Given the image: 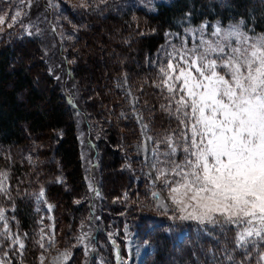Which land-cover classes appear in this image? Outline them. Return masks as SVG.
Masks as SVG:
<instances>
[{
  "label": "trees",
  "instance_id": "obj_1",
  "mask_svg": "<svg viewBox=\"0 0 264 264\" xmlns=\"http://www.w3.org/2000/svg\"><path fill=\"white\" fill-rule=\"evenodd\" d=\"M35 8L44 16L42 32L18 24L0 30V170L8 180L0 209L24 239L16 250L1 235L0 264H36L39 188L53 205L54 235L70 250L66 264H122L118 237L136 222L154 249L141 264H227L237 253L231 226L205 234L186 223L177 240V227L153 216L131 151L138 127L113 80L126 75L148 132L159 140L177 127L161 108L167 93L155 86L159 75L149 64L164 33L240 19L247 33L264 34V0H169L151 12L116 0H36L25 23ZM99 53L106 64L84 76V63ZM38 81L49 90L46 99L33 87ZM75 234L83 246L70 239Z\"/></svg>",
  "mask_w": 264,
  "mask_h": 264
},
{
  "label": "snow or ice",
  "instance_id": "obj_2",
  "mask_svg": "<svg viewBox=\"0 0 264 264\" xmlns=\"http://www.w3.org/2000/svg\"><path fill=\"white\" fill-rule=\"evenodd\" d=\"M212 35L219 38L174 47L159 68L155 86L169 101L161 108L177 127L154 141L153 187L160 182L180 220L235 227L240 247L253 236L264 240V36L252 39L238 29L221 35L219 27ZM151 195L160 200L159 191ZM70 255L61 253L53 264H66Z\"/></svg>",
  "mask_w": 264,
  "mask_h": 264
},
{
  "label": "rangeland",
  "instance_id": "obj_3",
  "mask_svg": "<svg viewBox=\"0 0 264 264\" xmlns=\"http://www.w3.org/2000/svg\"><path fill=\"white\" fill-rule=\"evenodd\" d=\"M67 1L69 2L70 0ZM168 1L169 0H116V2L122 8H128V7L141 8L148 12L154 11L158 3L168 2ZM23 4L25 5L24 8L22 6ZM31 4L36 6V0H0V15H4L6 18V23L3 26H0V30H2L4 26H8V24L11 23L12 25L18 24L19 28L21 29L26 28L27 31H31L33 29L37 33L42 32V24L44 23L43 21L44 16H42L39 9L35 8L34 10L37 15H35L31 19L25 20L26 23L24 22V19L29 18L30 15L32 14L31 11L27 9ZM248 4L251 7L254 6L253 1H248ZM78 5L81 6L80 4ZM17 11L20 12L19 17L15 16ZM13 17H15L14 23L12 22ZM217 27L221 29V35L224 32L231 31L233 29H238L241 33L247 35L249 38L252 39H255L256 37L264 36L263 33H255V34L247 33L243 28V21L240 19L228 21L225 23H221L219 21L203 22L197 26L184 28L179 33L165 32L163 35L162 43L159 44L155 48L154 52L151 54L149 64H151L155 72L158 75H160L159 68L160 66L164 65L166 61L169 59L168 54L174 52V47L176 49H179L183 44H186L188 48H191L193 44H199L201 38L205 40L215 41L219 37L213 36L212 34L215 32ZM90 35L93 37V39L98 37L97 34L95 33H92ZM233 43H235V40H233ZM50 56L48 57V59H50ZM102 56L103 54L99 53L97 56L94 55L89 60H87L86 63H84L85 66L84 76L86 77L92 76L94 72L103 68V66L106 64V61L104 58L103 62H101L100 58ZM53 66L56 65L54 64ZM23 72L26 73L27 71L24 70ZM34 83L35 84L33 87L36 90V93L39 96H41V98L46 99L49 92L48 88H46V86H44V84H42L39 81L37 83L36 82ZM113 85L124 95V99L126 100L129 114L138 127L139 140L131 144V151L135 159L137 160L138 165L136 171L140 177L146 179V183L148 185L147 187L149 191L148 196L152 198L151 203L148 207L151 208L152 211H154L153 216L156 219L162 218L166 220L171 227L174 226L177 227L175 230H173V232L175 234L176 239L181 240L183 237L186 236L187 233L185 224L197 223V222L191 220H180L179 211L175 208V206L171 204L170 200L167 197V193L162 190V186L160 182H157L155 187H153V179L156 175V172L153 170L151 166L153 160L155 159V157L151 155V152L154 147V141H157V139L153 137L154 138L153 141L147 140V137L151 135L150 132H148V127L147 129L143 127L144 125H146V123L143 121V119L139 114V111L137 110V100L136 97L132 94L126 75H122L119 78H114ZM42 108H46L48 109V111H50L49 106L45 107V103L44 105H42ZM163 136H160L159 138L162 139ZM145 146L147 147L148 151H145ZM164 147H165L164 145H161V149H163ZM27 158L29 157H26V159ZM35 178H37V176ZM0 181L3 182L6 191L8 187V180H7V172L4 170H0ZM153 190L160 192L159 201L152 197L151 193ZM41 191H43V188H39L38 190H36L33 196L35 210L39 212L38 221H37L38 224L37 233L39 235L38 237L39 254L37 257L36 264H41V257H43V264H53L54 260L60 257L61 253L66 251L70 252V250L69 248L63 247L62 240L57 236V234L54 235L55 233L54 218L52 214L53 205L45 199L44 195L43 196L40 195ZM3 193H0V196ZM160 202H163V204L167 205V210L159 206ZM49 205H51V208H49ZM0 211H2V209H0ZM3 215H4V219L0 220V237L2 234H5V237L15 247V249L21 250L19 243H17L16 241L18 238L19 241L24 244L23 236L13 226L14 225L13 219L10 217L7 219L4 213ZM137 223L138 226L141 224V222H136V224ZM133 224L134 226L127 227L130 228V230L128 231L126 237H121V236L118 237V240L121 242L120 245L124 252V258L122 259V264H141L142 261L145 258H147L149 255H151V253L154 250L152 245H150L148 241L145 239V236H143L144 238L140 237L141 232L137 230L136 224L135 223ZM154 224H152V226H155ZM197 225L205 234H209L210 230L214 229V227L220 226L219 224L212 225L207 223L203 225L197 223ZM224 226H231V225H224ZM231 227L234 228L233 237H235L237 253L235 254L234 252L233 259L232 258L226 259L227 264L229 263L230 264H264V240H261L253 236L249 238L250 242H248L244 246L238 247L237 229L233 226ZM80 236L82 235L79 234L78 236H76L75 234L69 237L72 240L74 237L78 239L80 238ZM52 239H54L55 242L49 243V241ZM82 241H81V245L83 246ZM41 243L44 244L43 248H41L40 246ZM69 257L66 263L68 262ZM99 264H104L103 259Z\"/></svg>",
  "mask_w": 264,
  "mask_h": 264
}]
</instances>
